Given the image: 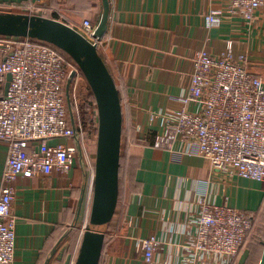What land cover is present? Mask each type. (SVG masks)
Returning <instances> with one entry per match:
<instances>
[{
  "label": "crops",
  "instance_id": "obj_1",
  "mask_svg": "<svg viewBox=\"0 0 264 264\" xmlns=\"http://www.w3.org/2000/svg\"><path fill=\"white\" fill-rule=\"evenodd\" d=\"M109 1L108 27L98 50L120 95L121 156L127 151L125 173L130 170L131 175L124 190L119 184L100 264H182L183 245L195 228L200 201L227 203L250 215L259 214L264 206V182L228 178L214 170L207 158L184 153L178 146L172 151L154 146L164 123L158 113L183 107L179 95L189 89L193 57L200 49L218 55L232 48L235 56H248L249 69L264 80V8L251 24L233 17L220 26L207 27L204 15L229 0ZM0 12L53 19L83 33L85 19L99 24L104 5L102 0H0ZM82 76L86 83L79 75L72 85L91 88ZM84 93L85 97L94 95L92 88ZM79 137L82 145L88 143L85 156L74 139L50 140L76 149L69 173H23L14 183L17 264L76 262L84 232L73 226L84 214L90 219L84 203L79 218L77 211L88 173L96 171L97 155L95 140L88 142L86 132ZM134 150L138 158L130 163ZM7 157L8 144L0 141V187ZM151 235L161 241V248L147 262L141 240ZM240 254L236 263H241Z\"/></svg>",
  "mask_w": 264,
  "mask_h": 264
},
{
  "label": "built area",
  "instance_id": "obj_2",
  "mask_svg": "<svg viewBox=\"0 0 264 264\" xmlns=\"http://www.w3.org/2000/svg\"><path fill=\"white\" fill-rule=\"evenodd\" d=\"M262 8L264 0H229L224 7L208 11L204 20L207 27L220 26L233 17L251 24ZM97 26L85 19L83 34L99 48L102 38L95 37ZM67 60L57 47L37 38L0 36V141L8 144L0 187V264H17L12 203L18 176L71 171L76 149L51 143V139H74L83 156L87 151L88 143L79 141L86 129L80 113L74 111L78 88L72 85L81 72ZM248 60L244 54L235 56L232 48L218 55L206 49L196 51L191 84L179 95L183 107L158 113L164 123L154 146L171 151L178 146L184 153L196 152L207 158L214 170L228 178L264 182V80L249 69ZM75 70L70 88L73 118L67 84ZM8 74L11 79L6 92ZM86 100L96 108L98 119L88 137V142H96L98 107L95 98ZM94 188L95 170L90 169L84 199L88 211ZM194 225L183 245L182 264H232L249 238L254 218L227 203L201 200ZM141 244L145 260L153 261L161 241L151 235Z\"/></svg>",
  "mask_w": 264,
  "mask_h": 264
},
{
  "label": "water",
  "instance_id": "obj_3",
  "mask_svg": "<svg viewBox=\"0 0 264 264\" xmlns=\"http://www.w3.org/2000/svg\"><path fill=\"white\" fill-rule=\"evenodd\" d=\"M102 1L104 12L95 32V37L99 38L107 31L110 15V1ZM0 35L30 36L62 48L76 60L90 83L99 112L95 188L89 225L84 232L75 264H100L107 229L119 197L123 112L113 76L97 46L83 33L65 23L41 16L0 12ZM76 72L75 70L72 73L67 84V97L73 118L70 88ZM10 79L11 74H8L6 92ZM85 190L84 188L79 200L78 218L83 207ZM259 264H264V251Z\"/></svg>",
  "mask_w": 264,
  "mask_h": 264
},
{
  "label": "rangeland",
  "instance_id": "obj_4",
  "mask_svg": "<svg viewBox=\"0 0 264 264\" xmlns=\"http://www.w3.org/2000/svg\"><path fill=\"white\" fill-rule=\"evenodd\" d=\"M45 43H49L44 41ZM52 44V43H50ZM54 45V44H52ZM57 47L61 53H63L64 57L67 58L68 62L72 60L74 61L75 59L65 50L62 48H59L58 46L54 45ZM76 61V60H75ZM73 63V62H72ZM77 63V62H76ZM77 67V66H76ZM81 74L80 77L83 79L85 82V78L82 76V71L80 70ZM86 83V82H85ZM89 87V86H88ZM82 88L78 87L77 89V110H74L75 113H80L79 116L81 117V121H85V131H86V136L90 138V135L93 133L94 129V120L97 118V113H96V108L93 103L90 101L86 100L88 97H85L86 90H89L91 88ZM97 105V104H96ZM98 119V118H97ZM126 137H124V143H125ZM97 142H98V133H97V139H96V148H97ZM88 214V213H87ZM87 214H84L83 217L81 218L80 223H75L73 228L79 230L80 233L83 234L85 226L89 225L88 222V216ZM260 223L259 226L256 228V230L249 236L246 245L244 246L243 250L241 251V264H259L260 259L262 257L263 251H264V206L262 207V210L260 211ZM88 222V223H87ZM87 223V224H86ZM76 230V231H77Z\"/></svg>",
  "mask_w": 264,
  "mask_h": 264
},
{
  "label": "trees",
  "instance_id": "obj_5",
  "mask_svg": "<svg viewBox=\"0 0 264 264\" xmlns=\"http://www.w3.org/2000/svg\"><path fill=\"white\" fill-rule=\"evenodd\" d=\"M2 36V35H0ZM91 98H95L94 95L91 96ZM98 132V130H97ZM124 150L126 151L127 150V146H125ZM129 151V150H128ZM127 151L125 152V155L124 156H121V160H120V171H119V184H120V188H122L123 190L125 189L126 187V182H127V179L129 178V175L130 174V170H129V174L126 176V173H125V169L126 168V160L128 159V156H127ZM131 160H130V163H134L136 160H137V152H135V150L133 152H131ZM253 218H254V226H253V229L252 231L254 232L256 230V228L259 226V223H260V219H261V216H260V213L259 214H252L251 215ZM77 223V222H76ZM109 227V226H108ZM251 231V233H252ZM250 233V235H251ZM249 235V236H250ZM246 245V244H245ZM243 250V249H242ZM232 264H241V263H236L235 261L232 263Z\"/></svg>",
  "mask_w": 264,
  "mask_h": 264
}]
</instances>
